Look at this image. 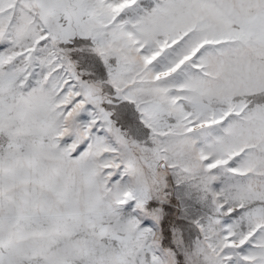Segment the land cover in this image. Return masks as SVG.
I'll return each mask as SVG.
<instances>
[{
  "label": "snow or ice",
  "instance_id": "6c2138e0",
  "mask_svg": "<svg viewBox=\"0 0 264 264\" xmlns=\"http://www.w3.org/2000/svg\"><path fill=\"white\" fill-rule=\"evenodd\" d=\"M0 45V264H264V0H0Z\"/></svg>",
  "mask_w": 264,
  "mask_h": 264
},
{
  "label": "rangeland",
  "instance_id": "374dc122",
  "mask_svg": "<svg viewBox=\"0 0 264 264\" xmlns=\"http://www.w3.org/2000/svg\"><path fill=\"white\" fill-rule=\"evenodd\" d=\"M7 45H0V50H3ZM169 188H168V201L164 205L166 209L171 210V218L165 222L162 219L159 224L155 222H145L146 227H150L153 231L165 232V237L163 239V247H172V237L171 233L173 231H183L180 225H187L191 220L198 218L209 212V209L201 202L200 194L193 191L190 195L186 194L185 187L183 185L177 186L175 177L169 176ZM213 189L219 191L222 187L221 183L213 184ZM131 213V208H126L124 210V215L127 217ZM133 216L136 213H131ZM164 217H168V212L164 213ZM189 236L195 238V234L189 232Z\"/></svg>",
  "mask_w": 264,
  "mask_h": 264
}]
</instances>
